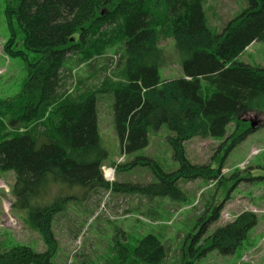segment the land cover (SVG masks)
<instances>
[{"label": "trees", "instance_id": "1", "mask_svg": "<svg viewBox=\"0 0 264 264\" xmlns=\"http://www.w3.org/2000/svg\"><path fill=\"white\" fill-rule=\"evenodd\" d=\"M246 1L218 33L207 22L205 0H0L9 30L4 51L22 59L27 69L20 91L0 101L5 108L0 113L7 118L0 122V169L15 173L12 209L24 212V224L46 245L44 251L26 244L0 245V264H60L55 261V223L77 199L66 193L67 186L85 188L87 194L105 189L183 203L189 196L181 181H217L220 188L230 179L221 173L223 159L216 167L192 163L185 142L226 137L229 150L258 128L242 116L264 112V67L238 58L264 41V0ZM170 37L183 75L162 81L160 68L167 58L160 43ZM102 57L109 60L101 68L103 82L77 83L67 93L73 67H96ZM107 94L114 97L123 152L147 146L150 130L166 124L173 132L169 139L178 169L165 171L157 165L156 180L146 183L104 178L108 150L101 143L98 100ZM221 208L222 203L207 207L198 219L202 232L219 219ZM257 222L254 212L244 211L216 227L201 249L234 255ZM136 242L114 243L106 264L166 263L167 244L156 233ZM182 254L176 264H191Z\"/></svg>", "mask_w": 264, "mask_h": 264}, {"label": "rangeland", "instance_id": "2", "mask_svg": "<svg viewBox=\"0 0 264 264\" xmlns=\"http://www.w3.org/2000/svg\"><path fill=\"white\" fill-rule=\"evenodd\" d=\"M4 5L0 2V101L17 94L27 76L23 60L10 57L4 51L9 37ZM246 6V0H205V16L210 27L220 33L228 21ZM160 44L167 58L166 64L160 68L161 80L182 76L174 39H164ZM108 55L112 60L117 59V55ZM238 59L264 67V41L250 45ZM106 61L109 62L102 57L96 67L88 68L86 64L73 67V76L68 75L66 81L65 89L70 88L67 93L73 92L77 83L84 86V83L96 85L103 82L105 72L101 68ZM113 66L111 61L110 68ZM3 110L0 122L7 121ZM242 117L250 126L251 120H258V128L229 150L226 137L198 136L185 142L186 157L192 163L212 162L216 167L223 159L221 173L230 177L220 188L217 181H181L180 185L189 196L186 202L177 203L170 197L149 200L139 194L115 193L105 189L91 190L87 194L85 188L67 186L66 193L75 194L77 199L57 216L54 229L59 246L55 261L60 264H106L105 259L111 255L114 243H134L153 232L167 244L165 264L178 263L181 253L184 260L191 264H264V112L249 111ZM98 123L101 143L108 150L102 170L109 182L146 183L156 180L157 165L165 171L179 168L180 161L174 157L169 139L173 132L166 124L157 130H150L147 146L131 153L123 152L115 127L112 94L98 100ZM232 130L233 125H230L227 135ZM135 160L137 164L133 163ZM146 161L149 163L146 164ZM108 168L113 169L110 179L106 174ZM14 183L15 173L0 169V245L7 248L26 244L37 251H44L46 245L39 233L24 224V212L12 209ZM220 203L219 219L202 232L198 219L207 207ZM244 211L254 212L258 222L234 255H224L216 249H201L204 239L216 227L233 221ZM188 234L190 236L186 239ZM190 244L193 248L187 250Z\"/></svg>", "mask_w": 264, "mask_h": 264}, {"label": "bare ground", "instance_id": "3", "mask_svg": "<svg viewBox=\"0 0 264 264\" xmlns=\"http://www.w3.org/2000/svg\"><path fill=\"white\" fill-rule=\"evenodd\" d=\"M106 174H107V177H109V179L112 178V176H113V169H111V168L106 169Z\"/></svg>", "mask_w": 264, "mask_h": 264}, {"label": "water", "instance_id": "4", "mask_svg": "<svg viewBox=\"0 0 264 264\" xmlns=\"http://www.w3.org/2000/svg\"><path fill=\"white\" fill-rule=\"evenodd\" d=\"M258 124V120H251V127L255 128Z\"/></svg>", "mask_w": 264, "mask_h": 264}]
</instances>
